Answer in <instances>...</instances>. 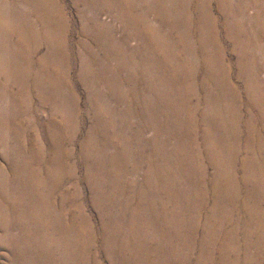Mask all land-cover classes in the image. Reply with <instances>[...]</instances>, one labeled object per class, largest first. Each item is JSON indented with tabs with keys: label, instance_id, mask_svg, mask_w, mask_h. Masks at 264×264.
<instances>
[{
	"label": "rangeland",
	"instance_id": "rangeland-1",
	"mask_svg": "<svg viewBox=\"0 0 264 264\" xmlns=\"http://www.w3.org/2000/svg\"><path fill=\"white\" fill-rule=\"evenodd\" d=\"M0 264H264V0H0Z\"/></svg>",
	"mask_w": 264,
	"mask_h": 264
}]
</instances>
